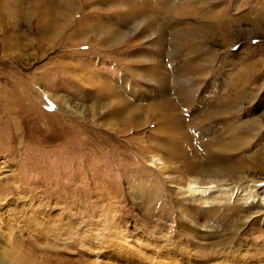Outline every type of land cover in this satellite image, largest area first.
<instances>
[{"label":"bare ground","instance_id":"obj_1","mask_svg":"<svg viewBox=\"0 0 264 264\" xmlns=\"http://www.w3.org/2000/svg\"><path fill=\"white\" fill-rule=\"evenodd\" d=\"M229 9L223 3L215 9L211 0H0L2 53L13 55V59L23 56L31 60L59 46L58 55L47 64L50 67L46 69L45 65L42 70L52 76L62 74L76 89L75 95L87 103L79 108L85 107L94 126L103 128H95L91 140L63 142L56 153L68 157L61 161L63 174L59 181L65 182L71 177L74 184L70 191L77 193L80 175L84 177L101 169L107 170L110 176L102 183L112 184V176L117 171L128 169L125 166L128 158L133 167H140L141 160L133 153L138 156L159 153L146 158L159 171V176L169 170L179 174L172 176L170 191L186 199L190 208L187 226L201 235L200 239L230 235L239 228L227 231L223 224L221 230H208L203 225L202 228L195 222L198 221L195 208L206 217L208 224L214 216H221L223 221L233 214L237 217L245 212L247 217L255 218L264 213V181L249 180L246 175L253 170L239 158L252 147L249 140L257 139L259 128L255 127L256 122L248 126L240 123L241 117L237 118L236 114L240 111L239 100L249 93L246 86L240 87V77L247 78L246 74L255 71L254 65L249 72L245 69L249 61L254 64L256 60L250 56L240 68L233 67V72L222 73L225 62L218 60L217 50H213L233 21H248L257 28L264 26V16L257 20L246 16L233 18ZM79 58L83 61L79 62ZM67 59L70 61L66 62ZM216 60L219 61L217 69L214 68ZM257 61L264 66V59ZM135 62L143 64L140 71L133 69ZM101 64H106L111 72L96 69ZM217 76L229 77L230 94H226L223 84L212 94ZM39 77L32 76L35 82L40 81ZM209 79L214 81L208 86L212 95L197 97L198 107L203 109H196L197 92ZM49 90L45 94L59 105V113L71 115L77 103L74 96L69 98ZM191 109L198 112L192 116ZM103 112L107 114L101 117ZM97 117L103 121L99 122ZM9 124H1L7 132ZM149 124H154V129L149 131L146 145L145 140L142 142L135 135L124 136V141L115 138ZM243 128H255L256 133L249 131L245 136ZM184 144L191 145L189 152L184 151ZM256 147L255 156L245 157L248 163L256 161L264 171L262 137ZM98 152L102 160L94 169L86 162L94 160ZM56 153L51 155L57 156ZM179 162L184 163L182 168ZM181 182L186 183L185 188ZM68 194H63L60 200L64 201ZM156 199L151 198V202ZM41 222H32L36 237L55 231ZM69 233L65 231V236ZM10 256L0 253V264H29L27 258Z\"/></svg>","mask_w":264,"mask_h":264},{"label":"rangeland","instance_id":"obj_2","mask_svg":"<svg viewBox=\"0 0 264 264\" xmlns=\"http://www.w3.org/2000/svg\"><path fill=\"white\" fill-rule=\"evenodd\" d=\"M211 3L215 9L223 3L224 8H230L229 14L233 18L246 16L257 20L264 16V0H211ZM235 21L213 50H217L218 60L225 62L222 73L233 72V67L240 68L250 56L256 60L254 64L249 61L245 69L249 72L254 65L257 66L255 71L246 74L247 78L240 77V87L244 89L246 86L251 97L244 94L237 105L240 111L235 113L237 118L241 117L240 123L248 126L256 122L255 127L259 128L257 139L249 140L252 147L242 152L239 158L253 170L246 175L249 180L264 181V171L259 164L256 161L248 163L245 157L257 154L256 145L261 137L264 145V66L257 61L264 59V26L254 28L248 21ZM59 51L60 47L55 46L53 51L47 50V54L38 59L28 60L20 55L13 59V55L2 53L0 47V253L27 258L29 264H264V213L255 218L247 217L245 212L237 217L233 214L223 221L221 216H214L208 224L206 217L195 208L198 218L195 222L207 226L208 230H221L223 225L227 231L239 228L230 235L200 239L201 235L187 226L190 208L186 199L170 191L172 176L179 174L169 170L160 177L159 171L146 158L159 153L147 152L144 156L133 153L141 160L140 167H133L128 158L125 164L128 169L117 171L112 176V184L102 183L110 176L107 170L103 172L101 169L84 177L80 175L77 193L70 191L74 184L71 177L65 182L59 181L63 174L61 161L68 157L56 153L63 142L80 138L91 140L95 128L103 129L94 126L85 107L79 108L87 103L75 95L76 89L62 74L61 77L57 76L58 73L52 76L42 70L45 65L46 69L50 67L47 64L50 65V60ZM79 60L83 61L82 58ZM218 60L214 65L216 69ZM79 62L75 61L77 65ZM141 67V62L133 63V69L140 71ZM96 69L111 72L106 64ZM32 76H40V81L35 82ZM216 79L215 90L208 88L214 82L209 79L199 88L196 98L211 97L221 84L226 88V94H230L229 77L217 76ZM49 89L65 97L74 96L77 103L71 115L59 113V105L45 94ZM199 98L194 106L202 110L201 106L198 107ZM191 111L185 112V116ZM195 112L191 115L194 116ZM105 114L107 112L101 117ZM99 118L100 122L102 119ZM6 123H10L9 132L1 125ZM153 129L154 124H149L138 128L139 132L130 129L128 134L115 135V138L124 141V136L135 135L142 142L145 140L146 145L149 131ZM254 129L243 128V135H249V131L256 133ZM183 146L184 151H190L191 145ZM52 152L57 156L51 155ZM101 160L102 154L98 152L94 160L86 163L95 169ZM183 165V162L178 163L179 168ZM85 166L83 164L82 168ZM181 187L185 188L186 183ZM65 193L70 194L61 201ZM151 198L157 199L151 202ZM38 220L55 231L36 237L33 225ZM67 230L71 233L65 236Z\"/></svg>","mask_w":264,"mask_h":264}]
</instances>
